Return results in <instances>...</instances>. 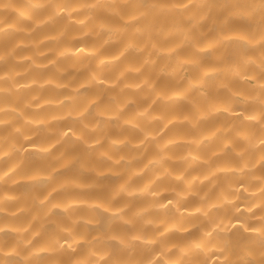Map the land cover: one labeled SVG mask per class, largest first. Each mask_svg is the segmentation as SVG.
<instances>
[{
	"label": "clouds",
	"instance_id": "clouds-1",
	"mask_svg": "<svg viewBox=\"0 0 264 264\" xmlns=\"http://www.w3.org/2000/svg\"><path fill=\"white\" fill-rule=\"evenodd\" d=\"M0 264H264V0H0Z\"/></svg>",
	"mask_w": 264,
	"mask_h": 264
}]
</instances>
